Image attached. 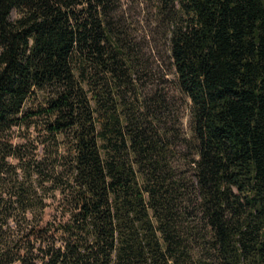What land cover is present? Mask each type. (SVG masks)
<instances>
[{
    "label": "trees",
    "instance_id": "16d2710c",
    "mask_svg": "<svg viewBox=\"0 0 264 264\" xmlns=\"http://www.w3.org/2000/svg\"><path fill=\"white\" fill-rule=\"evenodd\" d=\"M175 3L178 96L119 0H0V264H264V0Z\"/></svg>",
    "mask_w": 264,
    "mask_h": 264
},
{
    "label": "rangeland",
    "instance_id": "374dc122",
    "mask_svg": "<svg viewBox=\"0 0 264 264\" xmlns=\"http://www.w3.org/2000/svg\"><path fill=\"white\" fill-rule=\"evenodd\" d=\"M120 15L124 26L130 31L133 37L142 47L143 52L151 57L156 76L165 75L169 80L171 93L178 96L172 90L173 80L176 78L175 68L172 64L170 51V31L172 28L171 19H181L177 13V4L175 7H168L164 13H157V0H119ZM182 126L186 133L191 131V113L187 104L181 106ZM32 189L37 190L38 195L44 196V208H37V216L43 215L48 217L56 207V196L58 192L51 189L49 181L43 182V186L38 182L36 175L32 178ZM49 186V187H48ZM6 225V224H5ZM9 227V228H7ZM6 231V240L14 235L13 226H4Z\"/></svg>",
    "mask_w": 264,
    "mask_h": 264
}]
</instances>
